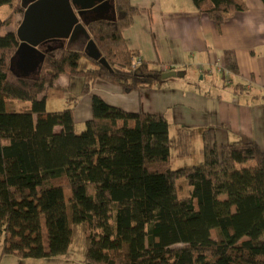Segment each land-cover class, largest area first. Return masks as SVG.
I'll return each mask as SVG.
<instances>
[{
    "label": "trees",
    "instance_id": "trees-1",
    "mask_svg": "<svg viewBox=\"0 0 264 264\" xmlns=\"http://www.w3.org/2000/svg\"><path fill=\"white\" fill-rule=\"evenodd\" d=\"M12 1L0 0V8ZM112 1V18L86 25L93 48L56 41L43 47L41 70L30 76L12 64L20 22L0 18V30L13 26L0 35V256L65 255L81 226L84 264H204L207 257L205 264H264V151L256 143L217 149L204 138L203 163L173 170L163 116L125 112L92 95L91 118L77 133L73 106L47 110L44 94L61 75L81 79V95L96 80L124 95L166 81L162 67L139 60L123 39L139 10ZM191 2L216 29L246 9L245 0ZM82 59L93 68L80 69ZM244 90L233 86L236 95Z\"/></svg>",
    "mask_w": 264,
    "mask_h": 264
},
{
    "label": "crops",
    "instance_id": "crops-1",
    "mask_svg": "<svg viewBox=\"0 0 264 264\" xmlns=\"http://www.w3.org/2000/svg\"><path fill=\"white\" fill-rule=\"evenodd\" d=\"M129 1L139 14L123 31L127 47L138 53L139 60L157 64L166 72H181L183 77L127 95L97 80L88 94L81 95L82 80L61 75L44 94L48 110L73 106L77 133L91 118L92 95L125 112L163 116L169 125L170 152L177 143V166L184 164L187 151L203 149L204 138L217 149L242 141L254 142L264 151L259 100L264 96V0H245L246 9L229 14L219 29L206 15L198 14L191 0ZM17 2L25 10L22 1ZM105 2L106 8L89 13L85 21L112 18V0ZM13 18L22 21L20 15L13 14ZM4 28L5 33L13 30V26ZM62 42L86 48L90 41L82 33ZM216 66L235 71L227 69L226 78ZM237 84L245 90L236 95L233 86Z\"/></svg>",
    "mask_w": 264,
    "mask_h": 264
},
{
    "label": "water",
    "instance_id": "water-1",
    "mask_svg": "<svg viewBox=\"0 0 264 264\" xmlns=\"http://www.w3.org/2000/svg\"><path fill=\"white\" fill-rule=\"evenodd\" d=\"M25 7L22 21L16 30L19 46L12 64L23 76L34 75L41 70L44 52L39 48L49 47L56 41L77 38L86 33L85 21L89 13L106 8V0H21ZM112 10L113 1H112ZM93 48L90 41L86 49ZM181 72H166L162 80L182 78Z\"/></svg>",
    "mask_w": 264,
    "mask_h": 264
},
{
    "label": "rangeland",
    "instance_id": "rangeland-1",
    "mask_svg": "<svg viewBox=\"0 0 264 264\" xmlns=\"http://www.w3.org/2000/svg\"><path fill=\"white\" fill-rule=\"evenodd\" d=\"M17 1L18 0H13L11 6L5 5V6L0 8V18L2 20H6L7 18L13 16V8L16 7L17 5H20L19 2H17ZM20 23H21V21H20ZM4 34H5V28L0 31V35H4ZM136 61H137V59L135 60V62ZM85 65L88 66L86 69L93 68V65L91 63H89L85 59H82L79 63V68L83 69V67ZM83 70H85V69H83ZM223 82H226L225 79H223ZM94 83H93V85H94ZM91 89H92V87H91ZM12 107L20 108V105L15 103V104H12ZM47 110H48V108H47ZM176 145H177V143L175 144V147H176ZM175 147L173 146L171 148V152H170V154H171V159H170L171 160V164H170L171 169L177 170V169L191 167V166L199 165V164L203 163V149L201 146L200 152H198L197 148H193L191 150V152L187 151V153L185 154L186 155L185 158H187V159L184 160V164L177 166L175 159H176L177 155L179 154V152H178V150L175 152ZM198 156L200 159L199 162H198ZM178 186L182 187V190L180 191L181 192L180 195H187L188 194L187 192L189 191V188L187 187L186 181L184 179H181L178 181ZM222 199H223V197H222ZM74 232H75V235H74L73 242L70 246L68 253L65 255L51 257V258H47V259H41V260H31V259L21 260V259L15 258L13 256H3V257L0 256V264H84V257H83V254H81V251H82L83 245L85 243V240L83 238L81 226H76ZM211 237H212V239L216 240L217 237H216L215 231L211 232ZM1 249H2V239H0V254H1ZM210 260H211V257H207L206 261H204V264L209 262ZM198 264H202V262L200 261Z\"/></svg>",
    "mask_w": 264,
    "mask_h": 264
},
{
    "label": "built area",
    "instance_id": "built-area-1",
    "mask_svg": "<svg viewBox=\"0 0 264 264\" xmlns=\"http://www.w3.org/2000/svg\"><path fill=\"white\" fill-rule=\"evenodd\" d=\"M138 59L136 61V63H138ZM217 70L219 73H221L224 77H229V72L228 70L224 67V66H216Z\"/></svg>",
    "mask_w": 264,
    "mask_h": 264
},
{
    "label": "flooded vegetation",
    "instance_id": "flooded-vegetation-1",
    "mask_svg": "<svg viewBox=\"0 0 264 264\" xmlns=\"http://www.w3.org/2000/svg\"><path fill=\"white\" fill-rule=\"evenodd\" d=\"M42 51H43V47H42Z\"/></svg>",
    "mask_w": 264,
    "mask_h": 264
}]
</instances>
